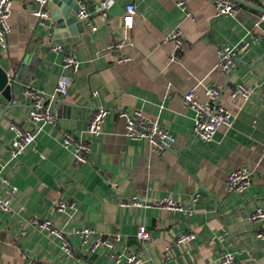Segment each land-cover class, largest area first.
Instances as JSON below:
<instances>
[{
  "label": "crops",
  "instance_id": "obj_1",
  "mask_svg": "<svg viewBox=\"0 0 264 264\" xmlns=\"http://www.w3.org/2000/svg\"><path fill=\"white\" fill-rule=\"evenodd\" d=\"M75 1L86 5L91 19L70 7L76 22L61 33L64 50H55L57 22L48 4L12 0L8 47L0 46V65L14 84L10 99L0 91V198L10 205L0 209V264H127L130 253L142 264H214L229 252L236 253L231 264H264V238L256 235L264 221L251 219L264 209V0H234L239 10L225 15L217 14L215 0H107L105 18L98 10L104 0ZM130 3L134 25L126 29ZM40 7L49 17L35 14ZM174 31H181V44L167 38ZM123 36L126 42L117 46ZM244 41L249 45L236 65L223 71L220 47ZM67 52L77 54L76 73L64 67ZM123 56L130 59L119 61ZM62 76L73 78L65 97L55 93ZM242 84L250 97L232 95ZM28 87L44 91L54 122L30 117ZM210 87L221 90L234 123L204 140L194 134L195 113L184 94L195 90L207 101ZM99 107L109 112L101 133L92 135L87 127ZM123 110H139L169 129L174 145L155 153L147 139L130 137ZM12 122L36 132L17 155L11 153ZM65 132L89 143L87 161L65 143ZM239 168L247 169L251 183L230 191L227 175ZM166 197L182 209L157 204ZM32 218L65 231L72 253ZM140 225L150 231L149 241L137 238ZM84 228L121 239L92 251L95 235L83 241L77 231ZM191 231L195 238L177 242Z\"/></svg>",
  "mask_w": 264,
  "mask_h": 264
},
{
  "label": "built area",
  "instance_id": "obj_2",
  "mask_svg": "<svg viewBox=\"0 0 264 264\" xmlns=\"http://www.w3.org/2000/svg\"><path fill=\"white\" fill-rule=\"evenodd\" d=\"M41 3L42 6H45L48 0H37ZM185 2L180 1V5H184ZM217 14H236L239 10V5L234 0H215ZM109 2L104 0L100 3L98 10L101 13L103 18L106 17V9L109 7ZM12 8V0H0V46L4 49L8 47V34L11 30L10 24V14ZM136 12V6L133 3H130L126 7V12L124 14L123 20L126 29H132L134 25V15ZM35 14L40 18L49 17V13L45 8L40 7L35 11ZM78 17L82 20L90 21L91 13L88 11L85 4L81 3L78 9ZM264 19V14L261 16ZM97 27H93L96 29ZM181 31H174L167 38H176L178 44H181L182 39L179 37ZM123 40L118 43L117 46H122L126 40L127 36H123ZM252 37L255 38L253 35ZM249 41H244L240 45H228L223 44L220 47L221 60L219 63L220 68L225 72H230L233 67L236 65V61L239 56V52L248 47ZM53 49L55 50H64V46L60 43L53 44ZM64 67L71 69L73 72H77L79 68V59L77 54L72 52H67L64 54ZM129 56H123L119 58V61L129 60ZM73 78L68 76H62L58 80L55 93L61 97H65L68 94V91ZM26 94L29 95L31 99L30 107V117L38 122H54L56 120V114L53 111V108L48 104L47 96L43 90L36 89L34 87H28L25 90ZM232 95H243L248 98L251 94L250 87L242 84L234 87L231 90ZM208 96L207 101H202L195 90H190L184 94L185 104L194 111L195 116V126L194 134L196 137H199L204 140H210L214 137L218 128L221 126L232 127L234 123V117L231 112L220 102L221 90L218 87H210L206 91ZM109 110L104 107H99L93 110L89 124L87 127L88 133L92 135H98L102 131V124L105 120L106 115ZM120 115L126 118V128L127 133L132 138H145L147 139L151 146L152 150L155 153H160L165 149L171 148L175 143V135L166 127L160 125L157 121L149 119L139 110H123L120 111ZM11 128L16 133V138L11 146L12 155H17L22 153L26 146L30 145L36 137V132L26 131L20 127L15 122L11 123ZM65 143L67 145L74 144L76 149V156L79 161H87L89 159L90 145L87 141L79 140L71 132H65ZM227 188L230 191H243L251 183V175L245 168L234 169L230 171L227 175ZM17 188H13L15 193ZM134 203L140 204L137 198L131 200ZM130 201H124V204H127ZM157 204L162 205L168 209H182L181 203L175 201L172 197H166L165 200L159 201ZM66 204L62 201L58 202L57 208L63 209ZM0 209L9 210V202L0 198ZM251 219L256 222L264 221V209L258 208L251 215ZM31 223H36V225L42 229L50 231L52 234L61 237L64 241V247L66 251L71 252V247L67 239L65 231L55 228L52 220H39L37 218H32ZM83 241L87 242L92 235H95V239L92 242L91 250L95 249L99 245H107L112 247L114 243L121 239V235L116 233L112 236H102L97 235L93 229L84 228L77 231ZM256 235L260 238H264V229L258 230ZM137 238L146 242L151 238L150 231L145 225H140L136 233ZM195 238L194 232H185L181 233L178 238V243H184L190 239ZM117 259L121 256L116 255ZM236 259L235 252H229L221 257L214 264H231ZM127 264H142V257L130 253L126 256Z\"/></svg>",
  "mask_w": 264,
  "mask_h": 264
},
{
  "label": "water",
  "instance_id": "obj_3",
  "mask_svg": "<svg viewBox=\"0 0 264 264\" xmlns=\"http://www.w3.org/2000/svg\"><path fill=\"white\" fill-rule=\"evenodd\" d=\"M48 7L50 9L51 15L56 20V42L62 44L66 39L61 38V33L64 31L66 25L72 26L76 22V17L74 15V9L71 10L70 7L79 9V5L75 0H48ZM264 12V7L261 8ZM261 28L264 30V20L259 23ZM75 39H69L73 42ZM0 91H3L4 95L8 99L12 97L14 91V84L9 77L8 72L3 69L0 65Z\"/></svg>",
  "mask_w": 264,
  "mask_h": 264
}]
</instances>
